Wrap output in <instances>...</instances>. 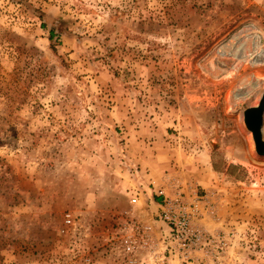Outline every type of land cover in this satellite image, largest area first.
Wrapping results in <instances>:
<instances>
[{"label": "rangeland", "instance_id": "374dc122", "mask_svg": "<svg viewBox=\"0 0 264 264\" xmlns=\"http://www.w3.org/2000/svg\"><path fill=\"white\" fill-rule=\"evenodd\" d=\"M263 94L264 0H0V264H186L130 202L153 140L198 197L192 264H264Z\"/></svg>", "mask_w": 264, "mask_h": 264}, {"label": "built area", "instance_id": "2783aa9c", "mask_svg": "<svg viewBox=\"0 0 264 264\" xmlns=\"http://www.w3.org/2000/svg\"><path fill=\"white\" fill-rule=\"evenodd\" d=\"M130 193V202L137 203L142 190L134 187ZM162 195L161 206L155 214L156 219L165 226L161 235L162 253L167 254L170 260L192 264L196 257L195 251L207 248L211 241L207 232L194 225L199 214L198 197L190 201L184 197L182 190H176L172 196ZM66 221L71 222L69 214H66ZM149 229V225H143L139 221L128 225L126 233L121 237L123 249L130 253L143 246L148 240Z\"/></svg>", "mask_w": 264, "mask_h": 264}, {"label": "crops", "instance_id": "0c3cea01", "mask_svg": "<svg viewBox=\"0 0 264 264\" xmlns=\"http://www.w3.org/2000/svg\"><path fill=\"white\" fill-rule=\"evenodd\" d=\"M133 156H126L135 172L133 182L142 190V195L149 206L151 214H156L161 206L162 193L172 196L176 190H183L178 179L175 156H161L160 145L153 140ZM155 145V146H154ZM134 185V186H135ZM162 192V193H161Z\"/></svg>", "mask_w": 264, "mask_h": 264}, {"label": "water", "instance_id": "95a60500", "mask_svg": "<svg viewBox=\"0 0 264 264\" xmlns=\"http://www.w3.org/2000/svg\"><path fill=\"white\" fill-rule=\"evenodd\" d=\"M264 107V94L259 103L255 106L248 107L244 111V120L249 129L252 130L256 144L263 149V143L261 142V126H262V114Z\"/></svg>", "mask_w": 264, "mask_h": 264}, {"label": "bare ground", "instance_id": "6f19581e", "mask_svg": "<svg viewBox=\"0 0 264 264\" xmlns=\"http://www.w3.org/2000/svg\"><path fill=\"white\" fill-rule=\"evenodd\" d=\"M255 39H256V38H255ZM255 41H257V40H255ZM254 43H255V42H254ZM254 43H253V45H252V48H253L252 53H253L254 56H258V57H257L258 59L256 58V60H259V59L261 58V57H260L261 55H259V51H258V43H257V44H256V43L254 44ZM259 57H260V58H259Z\"/></svg>", "mask_w": 264, "mask_h": 264}, {"label": "trees", "instance_id": "16d2710c", "mask_svg": "<svg viewBox=\"0 0 264 264\" xmlns=\"http://www.w3.org/2000/svg\"><path fill=\"white\" fill-rule=\"evenodd\" d=\"M53 37V30H49V39H51ZM217 170V168H216Z\"/></svg>", "mask_w": 264, "mask_h": 264}]
</instances>
